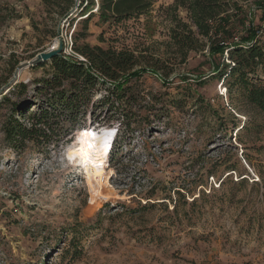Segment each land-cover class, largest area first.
<instances>
[{"label":"rangeland","instance_id":"374dc122","mask_svg":"<svg viewBox=\"0 0 264 264\" xmlns=\"http://www.w3.org/2000/svg\"><path fill=\"white\" fill-rule=\"evenodd\" d=\"M152 2L149 15L111 29L94 17L78 42L131 50L137 69L160 68L131 82V108L116 104L133 120L89 105L50 144L15 149L5 126L15 104L41 99L33 80L44 77L29 68L13 83L17 67L60 42L74 56L84 12L80 4L64 22L41 0H0V264H264V115L214 73L230 63L227 51L211 55L205 38L185 63L173 56L174 21L192 24L190 15L177 0ZM234 2L231 38L214 29L211 38L230 44L254 28L264 44V0ZM259 77L264 85V68ZM20 82L23 95L12 89ZM32 111L15 117L28 126ZM82 133L94 134L87 160ZM89 176L109 196L91 202Z\"/></svg>","mask_w":264,"mask_h":264},{"label":"trees","instance_id":"16d2710c","mask_svg":"<svg viewBox=\"0 0 264 264\" xmlns=\"http://www.w3.org/2000/svg\"><path fill=\"white\" fill-rule=\"evenodd\" d=\"M50 14L59 18L67 17L75 4V0H41ZM99 8L93 12L94 0H82L81 20L83 32H74L72 49L74 56L64 53L53 57L33 70H43L44 77L33 80L34 93L41 97L25 104H13L15 115L11 116L5 126L7 143L15 149L23 147L30 141L35 145L50 144L64 131L62 121L77 123L78 117L91 105L108 106L109 112H114V119L132 121L131 109L119 115L116 104L125 103L131 108L136 103L135 95L131 94V82L140 79L144 74L159 75L160 68L148 65L137 69L141 60L131 50H118L112 47L92 46L89 43L78 44L90 36L89 23L98 18V23L110 29L129 21L139 20L149 15L153 10L152 0H98ZM178 5L185 8L192 24L175 19V25L170 32L174 48V57L185 63L189 54L200 52L210 42L211 55L224 54L227 51L230 63H222L215 67L214 73L224 79L229 78L228 89L237 88L248 104L264 115V85L259 77V71L264 68V44L259 39V30L254 28L241 37L240 41L230 44L211 38L212 29L216 36L231 38L228 27L231 15L229 12L236 8L234 0H177ZM84 5V6H83ZM73 22V21H72ZM212 22V25L209 23ZM195 28V29H194ZM105 32L99 35L100 42H105ZM225 40V39H224ZM224 43V44H223ZM18 63L13 65V69ZM163 77V76H161ZM14 89L23 95L28 84L20 82ZM102 89L106 95H101L99 101L95 95ZM5 102H10L6 98ZM28 126L19 122L18 116L23 118L30 109ZM94 114V112H91ZM100 147V146H99ZM97 150V154H99ZM108 154H104L106 161Z\"/></svg>","mask_w":264,"mask_h":264},{"label":"water","instance_id":"95a60500","mask_svg":"<svg viewBox=\"0 0 264 264\" xmlns=\"http://www.w3.org/2000/svg\"><path fill=\"white\" fill-rule=\"evenodd\" d=\"M81 4V0H75V4L72 7V9L68 12L67 17L64 18V22H67V20L72 17L73 15H75V13L78 11L79 6ZM61 41V40H60ZM64 52V48L62 43L60 42L59 47L57 48H52L47 50L46 52L40 53L38 55H36V57H34L33 59L29 60L28 62L25 63H21L15 72L14 75V80L20 76V73L25 70V69H29V68H34L37 67L43 63L49 62L53 57L55 56H60L61 54H63ZM13 83H17L16 81Z\"/></svg>","mask_w":264,"mask_h":264},{"label":"snow or ice","instance_id":"6c2138e0","mask_svg":"<svg viewBox=\"0 0 264 264\" xmlns=\"http://www.w3.org/2000/svg\"><path fill=\"white\" fill-rule=\"evenodd\" d=\"M92 138H94V134L90 133H82L79 142L82 144V148L80 152L85 156L86 160L91 157V150L94 145L92 143ZM71 159H75V156H70Z\"/></svg>","mask_w":264,"mask_h":264},{"label":"bare ground","instance_id":"6f19581e","mask_svg":"<svg viewBox=\"0 0 264 264\" xmlns=\"http://www.w3.org/2000/svg\"><path fill=\"white\" fill-rule=\"evenodd\" d=\"M57 44V43H56ZM55 44V45H56ZM57 46V45H56ZM24 71H26V69L25 70H23L21 73H20V76L24 73ZM95 152V151H94ZM93 152V153H94ZM88 181H89V185L90 186H92V187H94V191H95V193L93 194V196L94 197H92L91 198V202H93V201H95L96 202V200H98V199H100L101 198V196L102 195H106V196H109L108 194H105L104 193V191H103V188L100 186V184L97 182V180H96V177L95 176H89L88 177ZM106 190V189H105ZM108 190V189H107ZM111 195V194H110ZM99 201V200H98ZM94 203V202H93ZM90 205H92V204H90ZM99 205V204H98ZM91 207V206H90ZM93 207V206H92ZM94 209V208H93ZM92 209V210H93ZM89 210V209H88ZM90 211V210H89Z\"/></svg>","mask_w":264,"mask_h":264},{"label":"built area","instance_id":"2783aa9c","mask_svg":"<svg viewBox=\"0 0 264 264\" xmlns=\"http://www.w3.org/2000/svg\"><path fill=\"white\" fill-rule=\"evenodd\" d=\"M96 2H97V7L95 8L94 12H97V11H98V8H99V1L96 0ZM67 53H68V52H67Z\"/></svg>","mask_w":264,"mask_h":264}]
</instances>
